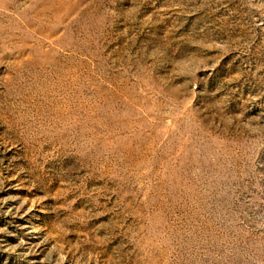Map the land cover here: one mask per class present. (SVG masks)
I'll list each match as a JSON object with an SVG mask.
<instances>
[{
	"label": "rangeland",
	"instance_id": "374dc122",
	"mask_svg": "<svg viewBox=\"0 0 264 264\" xmlns=\"http://www.w3.org/2000/svg\"><path fill=\"white\" fill-rule=\"evenodd\" d=\"M0 264H264V0H0Z\"/></svg>",
	"mask_w": 264,
	"mask_h": 264
}]
</instances>
